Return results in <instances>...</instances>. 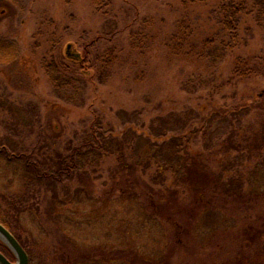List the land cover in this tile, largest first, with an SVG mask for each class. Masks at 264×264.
Segmentation results:
<instances>
[{"label":"rangeland","instance_id":"obj_1","mask_svg":"<svg viewBox=\"0 0 264 264\" xmlns=\"http://www.w3.org/2000/svg\"><path fill=\"white\" fill-rule=\"evenodd\" d=\"M224 4L0 0V147L56 173L89 143L58 182L0 153V212L31 264H264V0H233L232 34ZM183 20L213 40L205 58L172 54Z\"/></svg>","mask_w":264,"mask_h":264},{"label":"trees","instance_id":"obj_2","mask_svg":"<svg viewBox=\"0 0 264 264\" xmlns=\"http://www.w3.org/2000/svg\"><path fill=\"white\" fill-rule=\"evenodd\" d=\"M225 1H226V4L222 5L220 8V11H221L220 25L224 33L232 34L235 30V26L237 22L236 18L240 14L242 8L238 9L237 7H235L233 4V0H225ZM150 37L146 32L142 31V33L138 35V37H136L135 40L133 39V43L131 44H133L134 48H143L147 44L148 40L150 42L153 41V37L152 36ZM169 39L170 40L167 45L170 48L172 54L175 56L179 55L178 53L179 51L185 50L186 53L184 52L180 54V56H183V58H192V56H196L199 58H205L209 54V52L212 50L210 47L212 46L213 40L210 38H203L204 40H202L200 44L199 42L198 43L195 42L194 28L192 27V24L188 23V21L186 20H183L182 22L178 24V29L176 30L175 33H173V35ZM141 41L142 42L144 41V43H142ZM52 48L56 49L57 46L54 45ZM196 49H200V50L195 51ZM86 54H87V51L85 50L83 53V56H81V58L77 60L69 59L64 54H63V58L70 60L76 66L81 67L83 70L84 77L89 82H92L94 79L93 78L94 71L91 70L89 67H85L84 65L87 62ZM11 57H12L11 46H9L8 52L5 55V58L6 60L11 61ZM101 62H102L103 68L107 70V68L112 65V62H113L112 55L109 52L106 53L104 56V59ZM42 68L44 69L45 74L49 78L51 84L55 86L56 88H59L60 86L63 87L64 84L66 87L68 86L69 81L74 80L73 76L68 75V72L62 69L60 65L52 59L49 60V62L42 61ZM68 76H69V79H68ZM22 78H23L22 79V83H23L24 77ZM229 138H228V141H231ZM87 144L89 143H83L79 145L78 147L72 149L70 155L68 156L60 155L59 156L60 158L57 160V163H56L57 164L56 173H52V172L48 173V172L40 171L39 168L36 166V164L32 162L31 157L27 155L26 153H20V152L9 153V151L7 150L5 146L0 147V153H4L10 159L23 160V162L25 163V166L34 174L35 179H43V178L54 179L58 182L61 180V177L63 175L70 176V174H72V170L75 168L74 163L76 160V157L74 156L77 155V153H80L82 148L85 147ZM230 149H233V148L226 149L227 153H229ZM234 149H237V148H234ZM3 219L4 218L2 217V213L0 212V223H2L5 227H7L4 224ZM0 246H3V243L1 242V240H0Z\"/></svg>","mask_w":264,"mask_h":264},{"label":"water","instance_id":"obj_3","mask_svg":"<svg viewBox=\"0 0 264 264\" xmlns=\"http://www.w3.org/2000/svg\"><path fill=\"white\" fill-rule=\"evenodd\" d=\"M64 54L67 58L77 60L80 59L78 53H73L71 51V46L68 44L65 47ZM0 240L3 241L8 248L12 251L16 257V262L14 264H28V258L23 249L13 238V236L0 224ZM0 264H12L10 263L2 254H0Z\"/></svg>","mask_w":264,"mask_h":264},{"label":"flooded vegetation","instance_id":"obj_4","mask_svg":"<svg viewBox=\"0 0 264 264\" xmlns=\"http://www.w3.org/2000/svg\"><path fill=\"white\" fill-rule=\"evenodd\" d=\"M6 229L8 231H10L7 227H6ZM15 239L17 240V242L20 244V246L23 248V250L27 254L28 264H31L30 257H29V254H28L26 246L24 244H22L21 241L17 237H15ZM0 254H2L10 263L14 264L16 262L15 256L11 253V251L4 244H3V246H0ZM67 264H69V263H67Z\"/></svg>","mask_w":264,"mask_h":264}]
</instances>
